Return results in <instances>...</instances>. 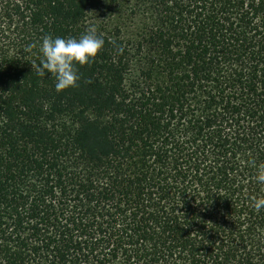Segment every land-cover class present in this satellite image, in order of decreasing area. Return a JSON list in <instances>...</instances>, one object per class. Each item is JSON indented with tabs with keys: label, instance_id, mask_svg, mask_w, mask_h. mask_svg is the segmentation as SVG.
<instances>
[{
	"label": "trees",
	"instance_id": "obj_1",
	"mask_svg": "<svg viewBox=\"0 0 264 264\" xmlns=\"http://www.w3.org/2000/svg\"><path fill=\"white\" fill-rule=\"evenodd\" d=\"M260 165L264 0H0V264H264Z\"/></svg>",
	"mask_w": 264,
	"mask_h": 264
},
{
	"label": "clouds",
	"instance_id": "obj_2",
	"mask_svg": "<svg viewBox=\"0 0 264 264\" xmlns=\"http://www.w3.org/2000/svg\"><path fill=\"white\" fill-rule=\"evenodd\" d=\"M104 43L94 29H89L79 38L45 36L39 46L41 60L37 72L54 76L56 92L75 87L79 79L75 66L88 64ZM254 178L258 184L264 185V165L258 166ZM252 204L257 211L264 208V196L254 198Z\"/></svg>",
	"mask_w": 264,
	"mask_h": 264
}]
</instances>
